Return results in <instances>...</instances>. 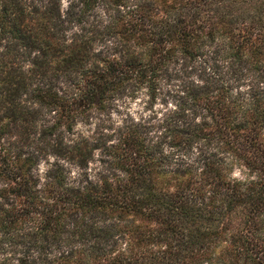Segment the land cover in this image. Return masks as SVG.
Returning <instances> with one entry per match:
<instances>
[{
    "label": "trees",
    "instance_id": "16d2710c",
    "mask_svg": "<svg viewBox=\"0 0 264 264\" xmlns=\"http://www.w3.org/2000/svg\"><path fill=\"white\" fill-rule=\"evenodd\" d=\"M0 264H264V0H0Z\"/></svg>",
    "mask_w": 264,
    "mask_h": 264
},
{
    "label": "rangeland",
    "instance_id": "374dc122",
    "mask_svg": "<svg viewBox=\"0 0 264 264\" xmlns=\"http://www.w3.org/2000/svg\"><path fill=\"white\" fill-rule=\"evenodd\" d=\"M193 75L191 65L188 62L180 60L171 61L166 68L160 71L156 89L153 97H150L145 88L141 87L130 95L121 94L103 109H91L81 120L76 121L73 127V134H82L89 137H95L99 130L109 129L120 123L124 117L132 116L134 118L146 117L155 112L158 116L173 105L175 91L179 89L185 78ZM99 153L95 149L92 158L88 161V172L93 173L101 163L98 159ZM39 173L46 167V163L41 159L38 163ZM233 173H239L237 167ZM5 249H13L8 247Z\"/></svg>",
    "mask_w": 264,
    "mask_h": 264
}]
</instances>
